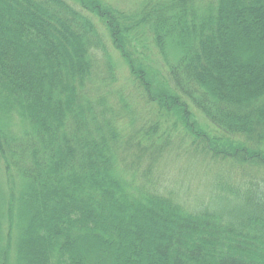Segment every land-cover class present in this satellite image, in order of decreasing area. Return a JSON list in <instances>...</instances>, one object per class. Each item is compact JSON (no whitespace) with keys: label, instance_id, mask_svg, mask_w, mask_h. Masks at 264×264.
<instances>
[{"label":"trees","instance_id":"trees-1","mask_svg":"<svg viewBox=\"0 0 264 264\" xmlns=\"http://www.w3.org/2000/svg\"><path fill=\"white\" fill-rule=\"evenodd\" d=\"M139 6L0 0V264H264V0ZM105 33L146 122L112 103ZM179 129L240 181L216 177L197 207L155 190Z\"/></svg>","mask_w":264,"mask_h":264},{"label":"rangeland","instance_id":"rangeland-1","mask_svg":"<svg viewBox=\"0 0 264 264\" xmlns=\"http://www.w3.org/2000/svg\"><path fill=\"white\" fill-rule=\"evenodd\" d=\"M100 1L103 5L105 4L113 7V9L116 8L124 13L132 15L137 12L140 7L139 5L143 0ZM94 19L97 24H100L98 19ZM99 27L104 32L101 28L102 26L99 25ZM105 36L108 41L107 52L112 57L113 63L116 65V70L114 72L116 74V80L114 81V84H112L113 86L111 87V91L113 96H116L117 98L113 99L112 103H119V95L123 96L128 102L129 109H135L137 113V116L135 117L136 120H138V122H146L149 120L148 115L152 116V114L148 111L145 98L141 95V92L135 88L134 84H132L131 77L128 74V69L125 63H123L120 53L114 49L112 43L107 38L106 33ZM146 47H148L147 49L149 50L142 51L141 45L137 47V50H140L141 53L145 52L150 55V57H146L145 59L149 58L150 62L154 63L153 65L158 71H162V69L165 70L162 61L156 55L157 51L152 45L151 39L148 40ZM99 56L100 57L98 58L100 60L98 63L101 66H105V56L102 54ZM196 115L199 120L201 119L202 125L207 127L206 131L210 132L212 131V128L215 130L213 126H209L202 116L197 113ZM128 129V133H132L134 130L132 125H130ZM140 138L141 137H138V140H140ZM170 139L171 142L166 144V146L162 149L163 151L156 156L153 163L154 167L152 165L153 178L151 183L158 186L154 188L155 190H159L163 194H171L179 200L181 199L182 202H187L188 205L197 207L199 204L208 201L209 192L213 191L214 186L217 184L215 183L216 177L217 182H219L218 179L225 178L233 184L240 181L239 178L234 179V175L237 173L235 169L229 168V166L225 165V163L220 165L212 161L204 154V152H202V149H197L194 145L193 138L182 131V129H179V133H177V131L176 133H173ZM147 145L151 146L153 144L143 140L142 146ZM132 158L133 157L129 159L131 162L128 161L130 167H132L133 164ZM150 158L151 155H144L140 162L141 171L148 168L150 164H152ZM123 166L124 168L126 167L127 169H130L126 163H124ZM239 175L241 176V173H239ZM5 178V175L1 171L0 182L6 184L7 181L5 182Z\"/></svg>","mask_w":264,"mask_h":264}]
</instances>
